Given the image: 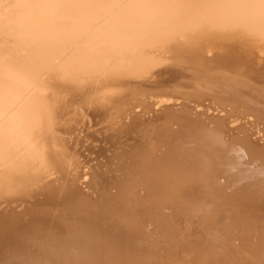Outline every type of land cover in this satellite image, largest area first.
<instances>
[{
    "label": "bare ground",
    "instance_id": "6f19581e",
    "mask_svg": "<svg viewBox=\"0 0 264 264\" xmlns=\"http://www.w3.org/2000/svg\"><path fill=\"white\" fill-rule=\"evenodd\" d=\"M262 43L264 0H0V264H264Z\"/></svg>",
    "mask_w": 264,
    "mask_h": 264
},
{
    "label": "rangeland",
    "instance_id": "374dc122",
    "mask_svg": "<svg viewBox=\"0 0 264 264\" xmlns=\"http://www.w3.org/2000/svg\"><path fill=\"white\" fill-rule=\"evenodd\" d=\"M262 44H264V43H262ZM263 51H264V49H263ZM259 53H260V54H264V52L262 53V51H259ZM259 53L257 52V54H259ZM89 115H90V117L88 116V118H86V120H88V121H87L86 123L84 122V125H82V124H81L82 122H80V124H81L82 126H84V127H82V126H77L78 128H77V129L75 128V129H76V130H79L80 128H81V129L83 128V130L86 129V132L88 133L87 135L89 136V137L87 136V140H88V141L91 140L92 142L89 141L90 143L88 144V141H87V144H86V143H85L86 139H85L84 143H85L86 145H90V144L92 143L91 146H92V149H93V148H97L95 145L103 144V143H105L104 141H106V139L103 138V137H105V135H104L105 133L103 132L104 129H103V131L101 132V135H102V136H100V135H96V134H93V133L100 134L101 129H102V128H105L106 126L103 125V126L98 127V126L100 125V124L98 125V123H97V121L99 120V119H98L99 117L92 116V114H90V112H89ZM92 117H93V118L95 117V119L93 120ZM96 118H97L98 120H97ZM91 119H92V120H91ZM96 120H97V121H96ZM91 121H93V123H94V121H95V123H97V124H96V125H95V123L92 124ZM89 122H90V123H89ZM80 124H79V125H80ZM85 124H89L90 129H91L90 132L92 133L91 135H95V136H90V134H89V133H90V132H89V127H87L88 125H86V127H85ZM92 125H93V126H92ZM97 125H98V126H97ZM96 126H97V127H96ZM93 127H94L95 130H97V131H95ZM98 128L100 129V131L98 130ZM75 129H74V131H73L72 137H73V135L75 136V133H74V132H75ZM81 129H80V131H83V130H81ZM87 129H88V130H87ZM92 129H93L94 131H92ZM80 131H79V132H80ZM76 132H77V131H76ZM79 132H77V134H80ZM82 134H84V135H82V136H84V137L86 138L85 130H84V133H82ZM103 135H104V136H103ZM99 136H100V137H99ZM70 137H71V136H70ZM92 137H93V139L95 138L94 140H96L97 143L92 139ZM96 137H97L98 140L96 139ZM89 138H90V139H89ZM102 138L105 139V140H102L103 143H102V142L100 143V142H99V139L101 140ZM94 143H95V144H94ZM93 145H94L95 147H94ZM103 145L105 146V144H103ZM103 145H101V146H103ZM91 146H90V147H91ZM90 147H89V150H90ZM98 148H99V145H98ZM89 150L87 151V153H90V152L92 151V150H90V151H89ZM91 155H92V153L90 154V156H91ZM92 156H94V155H92ZM232 264H236V262H235V263H232Z\"/></svg>",
    "mask_w": 264,
    "mask_h": 264
}]
</instances>
